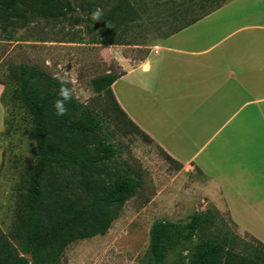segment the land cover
<instances>
[{"label": "rangeland", "instance_id": "obj_1", "mask_svg": "<svg viewBox=\"0 0 264 264\" xmlns=\"http://www.w3.org/2000/svg\"><path fill=\"white\" fill-rule=\"evenodd\" d=\"M93 1L73 0L74 10L59 20L29 19L19 26L0 18V78L7 85L3 94L7 121L0 139L4 153L0 230L8 236L12 233L20 176L37 154L29 134L31 116L12 99L17 87L10 74L20 65L38 66L51 76L59 72L75 79L74 98L97 114L102 132L117 149L108 162L112 175L131 168L141 182L107 234L71 244L62 264H141L156 221L185 224L197 212L204 222L195 242L221 241L229 252L253 263L263 262L258 252L264 250L256 239L238 229L226 208L203 196L198 175L171 164L152 142L131 131L111 94L97 92L92 84L96 78L119 74L116 59L110 57L119 46L152 45L229 0H119L97 3L90 10ZM97 9L102 17L91 23L88 17ZM81 87L86 97L80 95Z\"/></svg>", "mask_w": 264, "mask_h": 264}, {"label": "crops", "instance_id": "obj_2", "mask_svg": "<svg viewBox=\"0 0 264 264\" xmlns=\"http://www.w3.org/2000/svg\"><path fill=\"white\" fill-rule=\"evenodd\" d=\"M111 52L129 129L197 174L207 201L264 244V0H229L152 45ZM3 163L0 145V174Z\"/></svg>", "mask_w": 264, "mask_h": 264}, {"label": "trees", "instance_id": "obj_3", "mask_svg": "<svg viewBox=\"0 0 264 264\" xmlns=\"http://www.w3.org/2000/svg\"><path fill=\"white\" fill-rule=\"evenodd\" d=\"M116 1L94 0L88 6L91 10L97 3ZM73 10V0H0V18L19 26L29 19H63ZM88 21L93 23L91 16ZM118 75L107 74L92 84L97 92L113 97L111 87ZM10 79L17 87L12 99L31 116L29 134L37 154L20 176L12 233L8 236L0 230V264H62L71 244L107 234L124 203L138 192L139 174L129 168L112 175L108 162L117 149L102 132V120L93 110L73 98L66 104V115L55 114L53 103L60 85L49 73L38 66L20 65ZM0 82L6 89L1 78ZM162 153L171 164L182 167ZM203 222L200 212L185 224L156 221L141 264H264L263 257V262L253 263L229 252L221 241L195 242ZM256 241L264 250V244Z\"/></svg>", "mask_w": 264, "mask_h": 264}, {"label": "clouds", "instance_id": "obj_4", "mask_svg": "<svg viewBox=\"0 0 264 264\" xmlns=\"http://www.w3.org/2000/svg\"><path fill=\"white\" fill-rule=\"evenodd\" d=\"M101 17L102 10L100 9L94 11L91 16L93 21L100 20ZM53 79H55L60 85L57 91V99L53 103V108L55 109V114L57 116H64L68 111L66 104L74 98L76 81L75 79L62 75L59 72L53 73ZM80 95L87 96V92L83 87L80 88Z\"/></svg>", "mask_w": 264, "mask_h": 264}]
</instances>
